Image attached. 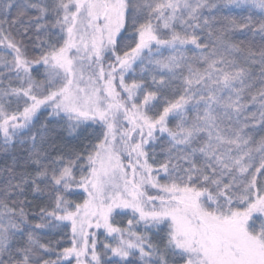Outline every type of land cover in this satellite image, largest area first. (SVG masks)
Returning a JSON list of instances; mask_svg holds the SVG:
<instances>
[{"label": "snow or ice", "instance_id": "6c2138e0", "mask_svg": "<svg viewBox=\"0 0 264 264\" xmlns=\"http://www.w3.org/2000/svg\"><path fill=\"white\" fill-rule=\"evenodd\" d=\"M0 264H264V0H0Z\"/></svg>", "mask_w": 264, "mask_h": 264}]
</instances>
